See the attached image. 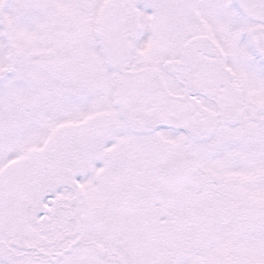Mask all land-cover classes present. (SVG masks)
Returning <instances> with one entry per match:
<instances>
[{"label": "snow or ice", "instance_id": "1", "mask_svg": "<svg viewBox=\"0 0 264 264\" xmlns=\"http://www.w3.org/2000/svg\"><path fill=\"white\" fill-rule=\"evenodd\" d=\"M0 264H264V0H0Z\"/></svg>", "mask_w": 264, "mask_h": 264}]
</instances>
